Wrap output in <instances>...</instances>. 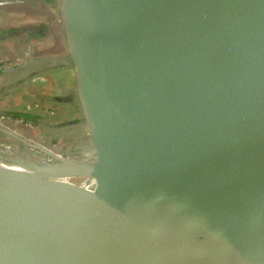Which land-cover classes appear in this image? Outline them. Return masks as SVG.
<instances>
[{
  "label": "water",
  "instance_id": "water-1",
  "mask_svg": "<svg viewBox=\"0 0 264 264\" xmlns=\"http://www.w3.org/2000/svg\"><path fill=\"white\" fill-rule=\"evenodd\" d=\"M46 1L82 139L53 151L0 126L46 156L0 151V264H264V0ZM95 183L140 240L107 230Z\"/></svg>",
  "mask_w": 264,
  "mask_h": 264
},
{
  "label": "crops",
  "instance_id": "crops-1",
  "mask_svg": "<svg viewBox=\"0 0 264 264\" xmlns=\"http://www.w3.org/2000/svg\"><path fill=\"white\" fill-rule=\"evenodd\" d=\"M54 10V5L46 0H0V62L5 60L6 66L11 62L9 66L13 68L0 70V113H22L26 122L37 124L39 129L26 134L23 123L15 126L9 118L1 119L0 126L57 151L52 143L57 142V147L65 143L62 148L81 143L82 132L74 125L81 124L82 114L76 95L75 67L68 57L61 19ZM68 124H72L71 129L66 127ZM0 151L27 159L46 158L2 130ZM82 181L78 177L66 178L59 188L64 190ZM92 190V204L107 230L117 237L140 240L142 236L116 187L95 183Z\"/></svg>",
  "mask_w": 264,
  "mask_h": 264
},
{
  "label": "rangeland",
  "instance_id": "rangeland-1",
  "mask_svg": "<svg viewBox=\"0 0 264 264\" xmlns=\"http://www.w3.org/2000/svg\"><path fill=\"white\" fill-rule=\"evenodd\" d=\"M12 120H11V122L13 123V124H15V126H17V124H20V123H23V127H22V131H24L26 134L27 133H29V132H33V130H37V128H38V126H37V124H34V123H28V122H26L25 120L26 119H24V118H21V117H18V116H16V117H14V118H11ZM15 119V120H14ZM25 124V125H24ZM39 129V128H38ZM31 134H33V133H31ZM35 134V133H34ZM33 134V135H34ZM47 138V140H49L48 139V137H46ZM49 144V143H48ZM57 142H55V143H52L51 145H52V147L53 148H55L57 151H60L61 149H64V150H67L66 148H62L63 146L65 147V143H62L61 145H60V147L58 146L57 147ZM67 144V143H66ZM31 153V152H30ZM35 154H36V152H34ZM28 155V154H27ZM20 157H22L21 155H19Z\"/></svg>",
  "mask_w": 264,
  "mask_h": 264
},
{
  "label": "built area",
  "instance_id": "built-area-1",
  "mask_svg": "<svg viewBox=\"0 0 264 264\" xmlns=\"http://www.w3.org/2000/svg\"><path fill=\"white\" fill-rule=\"evenodd\" d=\"M5 118V116L3 115V114H0V120L1 119H4ZM92 187L93 186H89L88 188H87V190H92Z\"/></svg>",
  "mask_w": 264,
  "mask_h": 264
}]
</instances>
